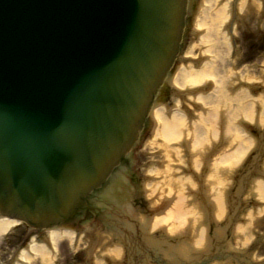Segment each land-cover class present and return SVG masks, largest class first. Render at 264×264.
Returning <instances> with one entry per match:
<instances>
[{
    "label": "water",
    "instance_id": "water-1",
    "mask_svg": "<svg viewBox=\"0 0 264 264\" xmlns=\"http://www.w3.org/2000/svg\"><path fill=\"white\" fill-rule=\"evenodd\" d=\"M185 0H0V215L67 221L140 129Z\"/></svg>",
    "mask_w": 264,
    "mask_h": 264
},
{
    "label": "bare ground",
    "instance_id": "bare-ground-1",
    "mask_svg": "<svg viewBox=\"0 0 264 264\" xmlns=\"http://www.w3.org/2000/svg\"><path fill=\"white\" fill-rule=\"evenodd\" d=\"M187 5L188 0H185L184 15L188 10ZM247 7L254 8L255 12L258 13L259 9L264 10V0H260V2L255 0H239V2L226 0L218 5L217 0H201L197 9L196 20L192 25V29L198 31L199 35L195 40L196 44L191 45L185 55L189 57L199 55V57L203 56L206 60L200 67L194 65L179 66L172 76L165 77L163 80L177 95L187 94L186 89L201 86L207 81H211L214 88L207 95L188 97V100L208 108L203 114L197 113L196 120L191 123L187 124L185 116L178 110L171 112L169 117H165L162 108L152 112L156 124L153 138L158 140V147L163 151L165 166L163 169L153 168L147 171L157 181L148 183L146 197L148 202L150 201L152 204H156L157 201L169 198L172 195L175 196V200L167 213L154 217L147 228L133 226L127 230L118 226V229L127 235L126 237L129 240H131L130 237H133L136 244L140 245L135 250L139 251L142 256L143 264H151L149 258L152 260L158 258L161 264H175V261H177V264H194L213 255L216 245L218 246L221 241L220 239L223 237L226 228L230 227L233 217L238 215L236 204L240 200V193L247 182L246 177V179L241 177H244L243 175H255L260 172L259 163L264 150V133L252 140L247 136L245 137L236 128L235 121L240 119V121L251 124L257 118H255V111H257L258 119L257 124H255H262L264 122V94L251 97L244 89H239L234 95L230 96L225 92L224 86L232 73L230 70L225 72L222 68L230 52L227 40L230 22L227 21L234 15L235 9L240 13ZM240 80L252 82L253 78L245 76L241 77ZM222 122H224L223 131L219 129ZM222 134L229 135L228 138L231 142L237 144L234 148L222 152L221 155L215 156L211 160L209 163L210 174L205 182L201 180L199 173L204 164L209 161L208 157L217 149V144H213L219 140V136H222ZM172 144H178L180 147L171 149ZM209 146H212L209 154L204 155ZM252 146L255 149L254 151L251 150L252 154L240 167V178L233 179L231 188L234 187L235 189L234 196L224 198L223 187L230 186V184L227 183L226 179H219L216 176V171L221 168L231 169L240 164ZM185 149L189 153L186 163L193 171L195 180L185 175L172 176L173 170L170 166L173 163L172 155L176 156L179 151ZM262 171H264V167ZM226 172L229 171L226 170ZM211 182H214V188L211 191L206 190V184ZM248 193L255 201L264 203V182L261 180L252 181ZM188 201L193 203L187 205ZM212 204L214 209L211 208ZM225 204H227L228 210L225 209ZM244 217L248 221L256 217L259 219V223H262L264 221V204L263 207L257 208L255 212L248 211ZM118 218L128 223L125 217L120 215ZM223 219L224 221L221 222ZM120 221L115 219L116 223ZM197 221H202V225L197 226ZM17 224V220L0 218V235L5 234ZM188 227L191 228L193 234L188 239L187 245H185L176 238L182 236ZM245 227L237 225L235 235H241ZM158 233L163 237H157L156 234ZM49 238L51 244L54 245L62 238L70 239L71 233L66 230L54 229L49 231ZM149 243H151V246H148ZM246 243L245 241L242 246ZM162 244H167L169 249L162 248L158 251H149L153 249L152 246L156 247V245ZM227 245L226 249L228 248V251H231V246L228 245L227 247ZM105 250L112 259L121 256V248L118 246ZM148 252H151L153 256L149 257ZM236 254L238 255V253ZM30 256H38L41 262H49L50 260L45 248L35 244H31L28 251L22 252L18 260L27 263ZM212 262L209 263L222 264L216 261ZM253 262L256 261L251 260L247 264H253ZM229 263L230 260L223 261V264Z\"/></svg>",
    "mask_w": 264,
    "mask_h": 264
},
{
    "label": "rangeland",
    "instance_id": "rangeland-1",
    "mask_svg": "<svg viewBox=\"0 0 264 264\" xmlns=\"http://www.w3.org/2000/svg\"><path fill=\"white\" fill-rule=\"evenodd\" d=\"M224 1H226V0H217V5L220 4L221 2H224ZM255 1H257V0H255ZM260 13H261V11L259 13H256L254 8L252 9V8H248V7L240 12L239 18L240 17L242 18V20H241L242 25L241 26L238 25L239 27L235 31V39L237 40V45H238L237 51H242L241 54H244L245 47H247V46H249L250 49L245 51L246 55H252L254 53V57H252L250 59V61L252 63L251 68H253L251 78H253V80L260 79L261 81H263L264 80V42H261V43L256 42L255 43V42L251 41L250 44H247V43H245V40H243V38L241 36V34L245 31V29H248V28H251L252 30L256 29L257 31H260L264 35V11H263V19H261L262 20V28H260V27L254 28V23H256L258 14H260ZM258 19H260V15H259ZM227 40L229 42V37ZM195 49L198 50L197 48H195ZM254 49H256V50L254 51ZM236 55H237V57L234 59L233 63L231 62V63H228V65H226L232 74H234L233 64L236 65L235 68H236V70H238L241 67L240 65H243L242 63L247 62V60L244 61L242 59V55L239 56V52H237ZM229 61H230V59H229ZM232 76L233 75H231L230 77L232 78ZM227 81H229V78L227 79ZM231 81H233V79H231ZM227 94H231V93L228 91ZM172 100H173V97H172ZM189 108L191 111H193V113L196 116L197 111L194 110L190 104H189ZM261 109H262V107H261ZM181 112L185 115L186 122L188 124L189 118L187 117V115L184 111L181 110ZM257 115H258V113H257V111H255V118L256 117L257 118L255 121H253L251 123V125L253 126L252 128L254 129V131L251 130L252 132L245 130L243 127H241L238 124L237 120L235 121L236 128L238 130H240L241 133L245 137L247 136L248 138H251L252 140H255L259 136V132H262V130L264 129V122L260 125H257V127L254 126L255 123L257 122V119H258ZM219 129L223 131L224 122H222L221 125H219ZM228 137H229V135L225 136L222 134V136H219V140H217L213 144V145L217 144L218 147H217V150L215 151V153L209 157V161L207 162V167H205L206 172L204 174H202L201 180H204L206 182L207 176L210 174L209 163L211 162V160L215 156L221 155L222 152H225L226 150H229L230 148L231 149L234 148L235 145L237 144L236 142H233V141L231 142V140ZM149 141H151V142H148L146 145L143 144V146H141L142 148L136 152L137 154L135 155V158H134V156H132L134 161L136 159L139 160V161L138 160L135 161V162H138V164H139V167H137L138 169L140 168L142 162H144L148 168L149 166L156 167L159 162L165 161L163 158V154L161 153L163 151L160 147H158V143H159L158 140H149ZM253 146L248 151V153L244 157V160H242L240 164H238L235 167H232L231 169L221 168V169H218L216 171V173H217L216 176L219 179H226L227 183L230 184V186L228 185L229 187L228 186L223 187L224 194H225L224 198H230L231 197L230 191L233 190L231 188V185L233 182L232 180L234 179V178H231V175H232V177H236V179L239 178L240 174H239L238 170L241 166H243L244 162L247 160L248 154L251 152V150L254 151L255 148H253ZM170 148L171 149H177V148H179V146H177L176 144L175 145L172 144L170 146ZM211 148H212V146H209L208 149L205 150L204 155H208V152ZM187 153H188V151H187ZM188 158H189V153H188V156H186V155H184L182 150L179 151V153L176 156L172 155L173 163L170 166L173 170V175H172L173 177H175L176 175L181 176L182 170L180 169V167L181 166L185 167L187 165L186 160H188ZM263 162H264V156L261 158V162L259 163V167L261 169L264 167ZM135 164H137V163H135ZM226 170H228L229 172H226ZM142 171L143 170H140V169L138 170V172H139L138 176L140 177L141 181H144L146 179H144V177H143L144 174H141ZM236 171H238V172L235 173ZM143 173H145V172L143 171ZM243 176H244V179L247 178V185H250V179L252 180L254 176H250V175L249 176L243 175ZM189 177H191V176L189 175ZM155 180L157 181V179H154V182H155ZM213 183L212 182L209 184L207 183L206 187H205L206 190L211 191V189L214 188L213 186H215ZM210 186H211V188H209ZM248 194H249L248 188H245L244 191L242 192L241 196H240V201L242 200L244 203L240 204L239 209L245 208L243 210L244 215L248 211L255 212L257 209L256 206L254 207V204L251 201H248L249 199H251ZM159 201L162 202L161 200H159ZM159 201H157V202H159ZM234 201H235V199H234ZM247 201L249 203H247ZM236 202H237V200H236ZM191 203H192V201H188L187 205H190ZM148 205H150V204H148ZM224 206H225V209L227 208V210H228V207H226L227 204H225ZM236 206H237L236 208H238V202H237ZM244 215L240 219L242 220L241 223H245L244 226H246V227L243 230L242 234L239 236L237 235V236L239 238H241V240L243 238L245 239V241L247 243L244 246H247V247L251 246L256 239H258V238L262 239L263 238L262 239L263 242L262 243L260 242L258 244V246L256 247L257 252L252 253L250 255L251 258L256 259L257 261H260V260L264 259V237H263V235H264V221L262 222L263 224L261 222L259 223V219L256 217H253L250 221H248L244 217ZM115 218L118 220H121L118 217H115ZM143 218H144L143 216L139 217L140 220ZM120 222H123V220H121ZM196 223H197L196 224L197 226L202 225V221H197ZM258 223H259V225H258ZM83 228H84V232H85L84 238L80 237L77 242H73L72 238H70V239L69 238H62L58 242H56L54 245L51 244L53 246V248H50V246H48L47 244H45V245H44V243L42 244V241H38L37 238H34V237L31 238L32 235L39 232L38 230H35V228L33 229L32 227H29V226L22 224V223H20L16 226H13L5 234L0 235V264H9L10 260H11V264L16 263V258L18 257L17 255L20 253V252H18V250L22 249L21 251H26L25 246H24L25 248L24 247L18 248V245L20 243H22V239L23 238L25 239V236L27 238L25 243H27V245L29 244L28 242H31L32 244L36 243V245L42 244V246L45 248V250L49 254L50 260H49V262H41L39 260L38 256H34V257L30 256L28 258L27 263H21V264H99V263L100 264H115V262H117L116 264H123L124 259H125L123 249H121V256L117 257L116 259H112L106 253V250H105V249H110V247L106 248L104 246V248H103V243L108 241L109 239H112V237H113L112 235L118 236L117 233H122V232H120L116 227L115 228L113 227V228L106 230L103 226L101 227L100 224L92 226V223L90 225L88 223L85 224L83 226ZM191 231H192L191 228L188 227V229L185 231V233L181 236L183 244L187 245L188 239L191 238V235L193 234V232H191ZM39 233H42L41 230ZM121 235H123V234H121ZM161 237H163V236H161ZM30 238H31V240H30ZM245 241H243V243ZM148 246H151V243H149ZM235 247L237 249H239L240 244H236ZM152 248L154 249V246H152ZM162 248L165 249L166 244L160 245V248H159V245H157L155 250L158 251ZM102 251H103V253H102ZM100 255H101V257H100ZM102 256H103V258H104V256H109V258H111V263L108 261H105V259H102ZM134 260H137L138 264H143L142 256L140 254H138L137 257L134 258ZM149 260H150L151 264H154L153 260H151L150 258H149ZM17 263H19V262L17 261ZM129 264H132L130 259H129Z\"/></svg>",
    "mask_w": 264,
    "mask_h": 264
},
{
    "label": "flooded vegetation",
    "instance_id": "flooded-vegetation-1",
    "mask_svg": "<svg viewBox=\"0 0 264 264\" xmlns=\"http://www.w3.org/2000/svg\"><path fill=\"white\" fill-rule=\"evenodd\" d=\"M198 0H189L188 4V10H187V21L186 25L183 31V36L181 40V50H180V55H181V60L186 63L189 61H192L195 66H200L202 64V61L204 60L203 57H199V55H195V57H189L186 56L185 53L189 50L191 45L196 40V35L192 31V24L194 21V6ZM259 13V12H258ZM260 15V19L259 18ZM263 19V12L258 14L256 23H254V28H262V20ZM242 18H238L236 20V17L234 18V23L237 25H242ZM239 27V26H238ZM247 27V26H246ZM236 29V28H235ZM232 34V50H231V56L230 58H226L224 61L222 68L226 72L229 70L226 65L228 63H233L234 59L237 57V52H239V56L242 55V59L247 62L242 63L243 65H240V69L236 70L235 66L233 64V70L234 74L232 78H229V81L226 83V87H233L234 85L239 84L237 80H240L241 77H252V71L253 68H251V61L250 59L254 57V53L252 55H246L245 51L250 49L249 46L245 47L244 54H241L242 51H237L238 45H237V40L235 39V32L234 30L231 31ZM243 40H245V43L250 44L251 41L253 42H264V35L260 32L257 31L256 29H245V31L241 34ZM256 49H254L255 51ZM245 58V59H244ZM230 59V61H229ZM249 61V62H248ZM178 63V62H177ZM187 66V64H186ZM231 66V65H230ZM232 67V66H231ZM235 68V69H234ZM233 79V81H231ZM251 85L252 91H256V89L261 88L262 86L264 87V80L261 81L260 79L253 80L252 82L249 83ZM166 89V88H165ZM161 97L163 98L164 102L167 103L169 106L174 105L175 100H172V97L170 96V93L166 89L165 91L161 92ZM191 103V102H190ZM182 106L187 110L191 111L189 109V106L187 105L186 102L182 103ZM149 126L150 120L146 122L143 131L141 133V136L139 138V143L135 148L133 149L132 153L130 156L127 157V160L125 161V164H127L126 169L120 170L117 174L113 176V180L109 181L107 184L111 185L108 188H103L100 189L99 191L96 192L95 195L91 197L90 200V205L84 208H81L77 213H75L72 218L69 221V227L74 230L77 233V236H82L84 237L85 235L84 228L83 226L85 224H91L92 226H95L97 224H100L101 227L103 226L106 230L110 228H118V226H121L122 228L128 229L130 227H146L148 225L149 217H153L154 212H152V209H156V207H160L161 202H157L156 204H152L148 202V198L146 197L147 192L144 190L145 189V182L141 181L140 177L138 176L139 172L138 170H143L145 172L147 165L142 162L140 168L139 167L138 159L135 161L133 158L131 159V156H134L137 154L136 152L139 151L144 145H146V140L151 136L150 131H149ZM139 161V160H138ZM137 163V164H135ZM141 172V174H145ZM122 176H121V175ZM124 177V180H121L120 177ZM118 178V179H117ZM120 185V187H118ZM107 189V190H106ZM175 196H170V202L166 206V210H169L171 208V204ZM244 202H241L240 204H243ZM249 203V202H248ZM150 204V205H148ZM246 205V204H245ZM244 205V206H245ZM213 206V204H212ZM211 208L214 209V206ZM245 208L240 209V213H238V217L241 218L243 216V210ZM125 217V219L128 221V223L123 222H115L114 219L115 217ZM144 217L143 219H139V217ZM122 220V219H121ZM224 219L221 221L223 222ZM91 222V223H90ZM132 224V225H131ZM245 223H241L242 226H244ZM229 228H226L223 237L220 239L221 243L219 242L218 246L216 245V250L213 252V255L207 257V259H202L201 262L197 264H210L209 262H220L223 264V261H228L230 260L229 264H247V262H250L251 260H254L256 262H253V264H260L263 262L262 260L257 261L256 259L251 258V254L257 252L256 247L258 244L263 242V238L256 239L251 246L246 247H241L242 243L244 241V238L241 240L237 235H235L234 231V222H232ZM127 227V228H126ZM81 230H83V233L80 235ZM127 234V233H126ZM159 235H161L159 233ZM127 235H123L121 238L113 237V241H120L123 252H124V262L123 264H129V259H128V254L127 252L129 251H134V248H137L139 244H136V240L133 237H130L131 240H129ZM241 237V236H240ZM26 239V236H25ZM24 238L22 239V242L25 240ZM180 242H182V238L177 237ZM212 239V238H211ZM242 242V243H241ZM226 244L230 245L232 249L231 251H228L229 249H226ZM236 244H240V248L237 249L235 247ZM227 245V247H228ZM238 253V255L236 254ZM138 254L132 252V256L130 258V261L132 264H138L137 260H134V258L137 257ZM154 263L156 264H161L159 263L158 260H153ZM212 262V263H213ZM122 263V262H121ZM170 264V263H169ZM175 264H177V261H175ZM185 264V263H181Z\"/></svg>",
    "mask_w": 264,
    "mask_h": 264
}]
</instances>
